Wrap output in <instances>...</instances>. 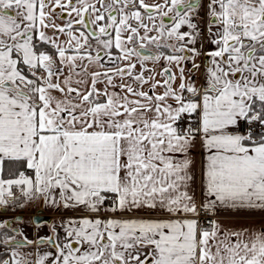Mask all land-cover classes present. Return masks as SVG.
Here are the masks:
<instances>
[{"label": "snow or ice", "instance_id": "obj_1", "mask_svg": "<svg viewBox=\"0 0 264 264\" xmlns=\"http://www.w3.org/2000/svg\"><path fill=\"white\" fill-rule=\"evenodd\" d=\"M0 264H264V0H0Z\"/></svg>", "mask_w": 264, "mask_h": 264}, {"label": "crops", "instance_id": "obj_2", "mask_svg": "<svg viewBox=\"0 0 264 264\" xmlns=\"http://www.w3.org/2000/svg\"><path fill=\"white\" fill-rule=\"evenodd\" d=\"M198 151V150H197ZM51 212V211H50ZM53 219H58L59 214L52 212ZM67 215H73V213H67ZM217 218L223 221L225 224H236V225H253L259 227V221L261 219L260 214L248 213L246 211H234L228 208H222Z\"/></svg>", "mask_w": 264, "mask_h": 264}, {"label": "rangeland", "instance_id": "obj_3", "mask_svg": "<svg viewBox=\"0 0 264 264\" xmlns=\"http://www.w3.org/2000/svg\"><path fill=\"white\" fill-rule=\"evenodd\" d=\"M31 212H32V209L29 210V211H26V212L24 213V215L27 217V216L30 215ZM6 215H11V214L9 213V214H6ZM28 231H29V235L31 236V235H32V231H31V229H29Z\"/></svg>", "mask_w": 264, "mask_h": 264}, {"label": "flooded vegetation", "instance_id": "obj_4", "mask_svg": "<svg viewBox=\"0 0 264 264\" xmlns=\"http://www.w3.org/2000/svg\"><path fill=\"white\" fill-rule=\"evenodd\" d=\"M34 210H35V208L32 209V212L30 213V215L34 212ZM44 213H45V214H49V215L51 216L50 218H52V219L54 218L53 215H52V212H50V211H46V212H44ZM30 215H29V216H30ZM27 217H28V216H27Z\"/></svg>", "mask_w": 264, "mask_h": 264}, {"label": "water", "instance_id": "obj_5", "mask_svg": "<svg viewBox=\"0 0 264 264\" xmlns=\"http://www.w3.org/2000/svg\"><path fill=\"white\" fill-rule=\"evenodd\" d=\"M37 211H38V209H35L34 212L30 216L35 215ZM43 216L44 217H51L49 214H45V213H43Z\"/></svg>", "mask_w": 264, "mask_h": 264}]
</instances>
